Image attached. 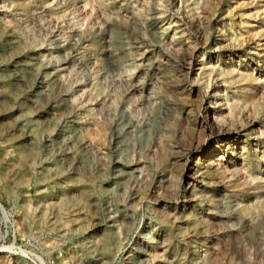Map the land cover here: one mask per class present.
<instances>
[{"label": "rangeland", "instance_id": "1", "mask_svg": "<svg viewBox=\"0 0 264 264\" xmlns=\"http://www.w3.org/2000/svg\"><path fill=\"white\" fill-rule=\"evenodd\" d=\"M0 204V264H264V0H0Z\"/></svg>", "mask_w": 264, "mask_h": 264}, {"label": "bare ground", "instance_id": "2", "mask_svg": "<svg viewBox=\"0 0 264 264\" xmlns=\"http://www.w3.org/2000/svg\"><path fill=\"white\" fill-rule=\"evenodd\" d=\"M192 182V181H191ZM0 206H1V204H0ZM1 208L3 209V207L1 206Z\"/></svg>", "mask_w": 264, "mask_h": 264}]
</instances>
